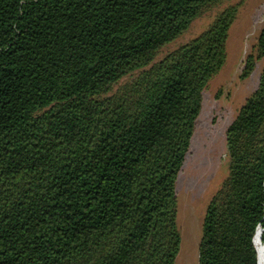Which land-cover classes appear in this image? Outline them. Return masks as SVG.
<instances>
[{"label": "trees", "instance_id": "16d2710c", "mask_svg": "<svg viewBox=\"0 0 264 264\" xmlns=\"http://www.w3.org/2000/svg\"><path fill=\"white\" fill-rule=\"evenodd\" d=\"M229 1L0 0V264L176 263L177 183L227 63ZM260 62L264 25L240 79ZM225 146L198 264H260L264 65Z\"/></svg>", "mask_w": 264, "mask_h": 264}, {"label": "rangeland", "instance_id": "374dc122", "mask_svg": "<svg viewBox=\"0 0 264 264\" xmlns=\"http://www.w3.org/2000/svg\"><path fill=\"white\" fill-rule=\"evenodd\" d=\"M228 3L239 4L240 8L230 31L227 63L204 91L202 112L177 183L182 244L175 264H198L205 210L227 175L225 131L245 99L258 86L264 65L260 62L249 78L240 79L245 58L264 25V0H230ZM225 6L212 8L194 20L185 34L161 51L159 58L199 35Z\"/></svg>", "mask_w": 264, "mask_h": 264}, {"label": "bare ground", "instance_id": "6f19581e", "mask_svg": "<svg viewBox=\"0 0 264 264\" xmlns=\"http://www.w3.org/2000/svg\"><path fill=\"white\" fill-rule=\"evenodd\" d=\"M261 231H264V230H261ZM260 239H261V237H260ZM260 248H261V252H260L259 261H260V264H264V240L262 242V247L260 246Z\"/></svg>", "mask_w": 264, "mask_h": 264}, {"label": "water", "instance_id": "95a60500", "mask_svg": "<svg viewBox=\"0 0 264 264\" xmlns=\"http://www.w3.org/2000/svg\"><path fill=\"white\" fill-rule=\"evenodd\" d=\"M255 237V236H254ZM254 240V239H253Z\"/></svg>", "mask_w": 264, "mask_h": 264}, {"label": "built area", "instance_id": "2783aa9c", "mask_svg": "<svg viewBox=\"0 0 264 264\" xmlns=\"http://www.w3.org/2000/svg\"><path fill=\"white\" fill-rule=\"evenodd\" d=\"M260 227V226H259Z\"/></svg>", "mask_w": 264, "mask_h": 264}]
</instances>
